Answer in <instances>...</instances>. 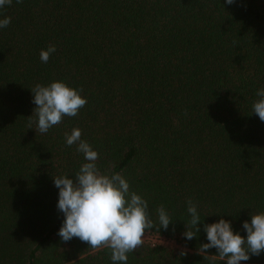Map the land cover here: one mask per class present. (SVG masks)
<instances>
[{"label":"trees","instance_id":"obj_1","mask_svg":"<svg viewBox=\"0 0 264 264\" xmlns=\"http://www.w3.org/2000/svg\"><path fill=\"white\" fill-rule=\"evenodd\" d=\"M5 17L0 264H113L110 249L58 235L53 177L87 162L65 142L73 128L101 173H120L148 202L144 237L169 244L144 241L127 264H225L215 248L198 252L203 224L223 218L246 237L243 222L264 211V122L252 113L264 88V0H12ZM53 81L83 89L87 103L42 134L30 89ZM189 199L202 221L192 240L182 235ZM240 264H264V252Z\"/></svg>","mask_w":264,"mask_h":264},{"label":"clouds","instance_id":"obj_2","mask_svg":"<svg viewBox=\"0 0 264 264\" xmlns=\"http://www.w3.org/2000/svg\"><path fill=\"white\" fill-rule=\"evenodd\" d=\"M16 2L22 3V0ZM226 3L231 5L235 0H226ZM11 4L12 0H0V8ZM10 22V17L0 19V28L7 27ZM55 51V45L41 50V61L47 63ZM30 90L32 102L36 105L30 117H36L35 130L42 134L61 123L64 116H77L87 103L81 96L83 89H74L63 81H53L48 85L37 83ZM256 96L258 99L252 104V113L264 122V88L257 90ZM31 123L29 128H32ZM81 135L79 128H73L70 134L65 133V142L68 146L76 144L77 151L87 162L72 178L67 175L53 177L54 185L59 189L57 208L64 215L58 235L64 242L75 237L93 249L108 248L113 264H127L128 253L141 247L146 230L154 227L148 202L135 191H130L128 181L120 173H101L96 165L97 151L82 140ZM187 205L191 218L185 223L182 235L192 240L200 232L197 225L202 221L197 205L191 199ZM157 214L159 230H167L172 220L162 205ZM250 216L251 221L245 220L242 225L246 237L239 232L234 233L231 222L223 218L203 224L208 243L200 244L198 252L205 258L210 256L207 250L215 248L225 264H240L251 256L261 255L264 252V211L250 213Z\"/></svg>","mask_w":264,"mask_h":264},{"label":"rangeland","instance_id":"obj_3","mask_svg":"<svg viewBox=\"0 0 264 264\" xmlns=\"http://www.w3.org/2000/svg\"><path fill=\"white\" fill-rule=\"evenodd\" d=\"M143 239H144V241H147V242H149V243H153V244H158V242H159L157 239H151V238H147V237H144ZM163 244H164V245H169V244L166 243V242H163Z\"/></svg>","mask_w":264,"mask_h":264},{"label":"built area","instance_id":"obj_4","mask_svg":"<svg viewBox=\"0 0 264 264\" xmlns=\"http://www.w3.org/2000/svg\"><path fill=\"white\" fill-rule=\"evenodd\" d=\"M159 242L158 243H163L164 241L163 240H158Z\"/></svg>","mask_w":264,"mask_h":264}]
</instances>
